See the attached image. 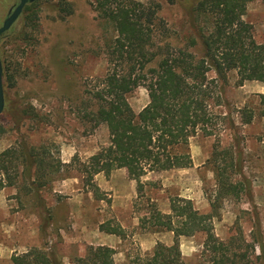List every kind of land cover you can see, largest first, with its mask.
Returning a JSON list of instances; mask_svg holds the SVG:
<instances>
[{
	"label": "rangeland",
	"instance_id": "374dc122",
	"mask_svg": "<svg viewBox=\"0 0 264 264\" xmlns=\"http://www.w3.org/2000/svg\"><path fill=\"white\" fill-rule=\"evenodd\" d=\"M132 1L158 5L157 16L170 28L167 41L182 42L192 33L180 0ZM16 2L0 0V26ZM95 4L96 0H39L0 37L5 87L0 122L6 129L0 137V153L23 143L46 152L52 164H62L58 175L37 194L26 192L20 181L0 190V264H11V256L32 248L69 264L88 246L113 249L114 264H142L156 243H172L171 233L140 226L151 205L168 214L170 200L178 197L190 200L201 214L212 213L215 182L209 159L216 143L221 148L237 146L250 199L241 195L216 205L213 233L227 241L240 227L249 241L257 220L264 243V105L260 101L264 84L251 81L236 86L235 72L227 74L225 84L218 82L220 104L209 103L215 136L199 132L188 140L191 167L147 173L138 180L124 169L113 170L107 177L102 173L94 177L103 200L96 201L87 191L77 171L79 163L109 142L105 125H95L86 117L88 91L106 72L104 43L113 36ZM242 19L251 25L254 40L264 42V0L247 3ZM205 21L201 18L197 23L204 33L209 29ZM127 102L139 112L148 102L146 90L135 88ZM244 110L254 114L248 125L240 123ZM46 216L50 220L43 228ZM105 222L119 225L123 236L100 231ZM204 238L203 234L179 238L183 264H208L202 254ZM247 255L252 260L249 251Z\"/></svg>",
	"mask_w": 264,
	"mask_h": 264
},
{
	"label": "trees",
	"instance_id": "16d2710c",
	"mask_svg": "<svg viewBox=\"0 0 264 264\" xmlns=\"http://www.w3.org/2000/svg\"><path fill=\"white\" fill-rule=\"evenodd\" d=\"M38 1L28 2L20 16ZM251 1H178L192 33L182 42L172 43L167 41L170 28L157 16V4L96 0L95 9L113 36L104 43L106 72L88 91L90 109L86 117L95 125H105L109 142L77 168L96 201L103 200L94 183V177L100 173L107 177L113 170L124 169L131 179L138 180L147 173L191 167L188 140L199 132L215 136L210 129L213 115L209 103L215 100L220 104L222 89L218 82L225 84L229 72H235L236 86L251 81L264 84V42L254 40L251 25L242 19ZM201 18L208 23L206 33L197 26ZM209 73L214 77H209ZM139 86L146 90L148 102L135 113L127 96ZM260 101L264 105V95H260ZM4 109L5 95L2 112ZM253 118L252 110H244L240 123L248 125ZM5 133L0 122V137ZM46 156L40 148L23 143L3 150L0 190L20 181L26 192L39 193L62 166L58 161L52 164ZM209 164L215 182L212 213L201 214L190 200L178 197L170 200L168 214L151 205L140 226L151 232L171 233L172 243H156L142 264H183L179 238L196 234L205 237L202 254L208 264H264V243L257 220L252 224L249 241L240 227L227 241L213 233L211 221L216 217V205L223 200L240 199L241 195L250 199V186L241 175V153L236 145L221 148L216 143ZM49 220L50 216L44 218L43 228ZM98 228L106 234L123 236V229L117 224L105 222ZM113 255L114 250L109 247L88 246L83 256L72 258L69 264H114ZM10 261L60 264L51 254L37 248L13 255Z\"/></svg>",
	"mask_w": 264,
	"mask_h": 264
},
{
	"label": "water",
	"instance_id": "95a60500",
	"mask_svg": "<svg viewBox=\"0 0 264 264\" xmlns=\"http://www.w3.org/2000/svg\"><path fill=\"white\" fill-rule=\"evenodd\" d=\"M34 0H18V4L14 7L13 10H11L8 13V16L5 18V20L2 22L0 26V37L10 29V27L14 24V22L18 19L20 16L24 6L28 2H32ZM4 106V87H3V70H2V64L0 61V114L2 113Z\"/></svg>",
	"mask_w": 264,
	"mask_h": 264
},
{
	"label": "flooded vegetation",
	"instance_id": "af4514ba",
	"mask_svg": "<svg viewBox=\"0 0 264 264\" xmlns=\"http://www.w3.org/2000/svg\"><path fill=\"white\" fill-rule=\"evenodd\" d=\"M17 4H18V0H17L16 4H12V5L9 6L8 11H7V13H6L7 16H8V13H9L11 10H13L14 7H15ZM7 16H6V17H7ZM4 20H5V19H4Z\"/></svg>",
	"mask_w": 264,
	"mask_h": 264
},
{
	"label": "crops",
	"instance_id": "0c3cea01",
	"mask_svg": "<svg viewBox=\"0 0 264 264\" xmlns=\"http://www.w3.org/2000/svg\"><path fill=\"white\" fill-rule=\"evenodd\" d=\"M245 85H243V87H244ZM241 87V86H240Z\"/></svg>",
	"mask_w": 264,
	"mask_h": 264
}]
</instances>
